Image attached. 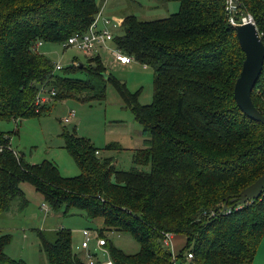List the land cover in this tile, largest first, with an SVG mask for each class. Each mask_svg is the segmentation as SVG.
<instances>
[{
	"label": "trees",
	"instance_id": "1",
	"mask_svg": "<svg viewBox=\"0 0 264 264\" xmlns=\"http://www.w3.org/2000/svg\"><path fill=\"white\" fill-rule=\"evenodd\" d=\"M161 1H176V11L153 20L123 15L109 42L151 68V101L141 105L138 91L129 92L106 72L102 49L84 56V63L60 62L58 69L39 50L45 44L71 48L63 43L88 29L98 0H0V121L15 128L0 131V217L28 205V185L47 214L83 216L92 224L100 219L96 231L105 241L103 251L95 250L111 264H253L264 235V185L257 198L236 202L264 173V126L233 99L243 52L224 0ZM235 2L252 15L264 45V0ZM106 84L141 127L128 169H118L111 157L64 128L63 148L79 170L75 176L61 175L50 160L30 163L12 146L21 119L40 116L55 101L102 102ZM250 99L264 116V60ZM62 119V125L71 122ZM104 149L121 148L110 143ZM34 233L43 264H86L68 229ZM105 233L128 235L138 249L126 253ZM165 233L183 240L176 251L164 242ZM10 242L11 235L0 231V264H24L5 254Z\"/></svg>",
	"mask_w": 264,
	"mask_h": 264
},
{
	"label": "rangeland",
	"instance_id": "2",
	"mask_svg": "<svg viewBox=\"0 0 264 264\" xmlns=\"http://www.w3.org/2000/svg\"><path fill=\"white\" fill-rule=\"evenodd\" d=\"M98 3L99 11L92 23L96 24L98 21L108 19L111 23H115L113 31L119 30L116 21L123 15L132 14L139 20H153L168 16L175 12L178 6L176 1L161 0H98ZM111 23L108 22L109 25ZM39 50L52 63L61 62L65 65L71 59H76L80 63L85 61L84 55L79 51L72 48L63 49L60 45L45 44L39 47ZM98 56L107 73L123 82L129 92L138 91L139 104L144 105L151 101L152 70L150 67L135 61L120 66L112 61L109 51L104 49L99 51ZM105 91L102 102L87 105L70 100L55 101L40 116L21 119L16 126V132L11 134L12 146L20 150L30 163H39L44 159L50 160L56 164L61 175L75 176L79 170L63 148L64 139L61 131L64 128L69 134L74 133L77 137L87 139L98 149L99 155L111 157L118 169H128L131 166V150L140 146L141 127L110 84H106ZM69 110L74 111V118L63 126L61 119ZM14 129L12 121H0V131ZM110 143L118 145L121 149L105 150L104 147ZM24 192L28 205L21 213L16 216L7 214L0 217V231L11 235V242L4 248L5 254L13 259L22 260L24 264H43L39 260L38 242L33 229L50 231L61 227L70 231L72 247L79 254L80 260L84 262L85 252L79 247L83 239L81 232L89 229L91 235L92 232L97 233L98 224L101 222L96 220L92 224L78 215L47 214L41 210L44 204L32 187L24 186ZM104 235L110 237L112 243L126 253H133L138 249L137 243L128 235L108 233ZM97 236L105 240L98 233ZM176 241L179 240L176 239ZM174 243L170 241L171 249ZM94 246L95 239L92 238L88 242V252L95 253V263L106 262V255L94 250Z\"/></svg>",
	"mask_w": 264,
	"mask_h": 264
},
{
	"label": "built area",
	"instance_id": "3",
	"mask_svg": "<svg viewBox=\"0 0 264 264\" xmlns=\"http://www.w3.org/2000/svg\"><path fill=\"white\" fill-rule=\"evenodd\" d=\"M224 10L227 21L231 26L241 24H252L255 26L252 15L247 12H241L238 9L235 0H224ZM107 20L98 21L96 24L91 23L84 33H75L70 35L63 44L66 47H71L78 50L86 57H92V55H96L100 49L108 50L113 62L117 63L118 65H126L133 60L130 56H127L124 53L109 46V42L112 39V30L115 24L111 23L110 20ZM108 22H110L111 25H109ZM58 68H60V62L55 64V69ZM73 115V111H69L62 120L64 122H69L73 118ZM81 234L83 240L80 243V248L85 250V262L86 264H94L92 254L87 250L88 241L91 238H94L97 249H101L103 251L102 246L104 245L105 240L99 238L96 233L95 237L90 236V231L87 229L83 230ZM164 236V242L169 244L172 238L171 234L165 233ZM186 258H191V255L187 254ZM101 264H111V262L107 260Z\"/></svg>",
	"mask_w": 264,
	"mask_h": 264
},
{
	"label": "water",
	"instance_id": "4",
	"mask_svg": "<svg viewBox=\"0 0 264 264\" xmlns=\"http://www.w3.org/2000/svg\"><path fill=\"white\" fill-rule=\"evenodd\" d=\"M120 23V20L117 22ZM239 48L243 52V60L238 76L233 83V99L240 110L249 118L264 126V116L254 107L250 99V91L259 76L264 60V45L261 43L256 28L252 24L234 25ZM264 185V173L242 189L236 204L257 198ZM225 206H223V210Z\"/></svg>",
	"mask_w": 264,
	"mask_h": 264
},
{
	"label": "crops",
	"instance_id": "5",
	"mask_svg": "<svg viewBox=\"0 0 264 264\" xmlns=\"http://www.w3.org/2000/svg\"><path fill=\"white\" fill-rule=\"evenodd\" d=\"M120 66H123V65H120ZM23 189H24V187H23ZM39 196V195H38ZM39 199H40V197H39ZM9 216H10V214H9ZM16 216V215H15ZM96 220H98V221H100L101 222V220L100 219H95V221ZM94 221V222H95ZM98 227H101V224L99 223L98 224ZM36 229V228H35ZM34 230V229H33ZM86 230V229H85ZM87 230H89V229H87ZM93 234L91 235L90 234V236H92V237H95V233L94 232H92ZM173 236H172V238H171V240H173ZM92 239V238H91ZM83 240V239H82ZM180 240L181 241H183L182 239H179V241L177 242L176 241V239H175V245L174 246H176V247H174L173 248V252L174 251H176L177 249H178V246L180 245L179 243H180ZM89 242V241H88ZM178 243V244H177ZM80 247V246H79ZM81 249V248H80ZM95 249H97V247H96V245L94 246V250ZM84 250V249H83ZM87 250H88V245H87ZM84 252H85V250H84ZM253 264H264V235L261 237V239L259 240V242H258V245H257V247H256V250H255V253H254V257H253Z\"/></svg>",
	"mask_w": 264,
	"mask_h": 264
}]
</instances>
